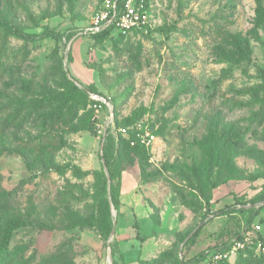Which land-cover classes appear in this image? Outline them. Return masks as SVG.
Instances as JSON below:
<instances>
[{"label": "rangeland", "instance_id": "rangeland-1", "mask_svg": "<svg viewBox=\"0 0 264 264\" xmlns=\"http://www.w3.org/2000/svg\"><path fill=\"white\" fill-rule=\"evenodd\" d=\"M102 1L0 0L23 33H59L26 44L0 27V237L28 222L0 264H188L255 224L260 247L212 264H264V200L232 205L264 191V0H148L150 27L96 40L79 31ZM81 86L156 131L134 150L106 128L118 209Z\"/></svg>", "mask_w": 264, "mask_h": 264}, {"label": "built area", "instance_id": "built-area-1", "mask_svg": "<svg viewBox=\"0 0 264 264\" xmlns=\"http://www.w3.org/2000/svg\"><path fill=\"white\" fill-rule=\"evenodd\" d=\"M152 18L148 0H103L98 10L91 17L90 22L79 33L95 34L110 30L113 33L125 35L147 29L152 25ZM88 96L95 101L93 107L95 110L96 131L104 141L108 134L106 128L111 131L115 125L112 103L109 97L94 92L88 91ZM102 107L106 108L105 127L103 129L100 128V124L97 122V112ZM127 130L128 127L119 128L121 133H125ZM133 132L134 138L130 141L131 145L138 144L149 148L156 140V136L146 128L134 127ZM259 229L260 225L255 224L251 229H243L225 243L206 246L195 257L198 259L196 264H212L227 260L250 244L256 243L260 247L262 242L257 235ZM262 248L264 249L263 246ZM187 263L189 264V262Z\"/></svg>", "mask_w": 264, "mask_h": 264}, {"label": "trees", "instance_id": "trees-1", "mask_svg": "<svg viewBox=\"0 0 264 264\" xmlns=\"http://www.w3.org/2000/svg\"><path fill=\"white\" fill-rule=\"evenodd\" d=\"M258 4L260 3V0H257ZM261 14L263 16L264 19V10L261 11ZM0 27L3 28L4 32L8 35H13L17 38H21L23 39L26 44L30 43V44H36L37 42H39L42 38L51 36L53 38H58L59 37V33L54 32V31H50L49 29H43L40 33L38 34H28V33H23V31L17 27H15L8 18L2 17L0 16ZM135 32V31H134ZM133 33V32H132ZM109 34H113V32H111L110 30H104L101 31L99 33H95V34H88L90 37L96 39V40H100L103 39L106 35ZM117 36H126L127 34L123 35V34H119V33H114ZM81 95L83 96L84 99V107H87V109L90 111L91 113V121L93 122V129L96 131V118H95V110L93 107V104L95 103L94 100H92L89 96H88V91L90 92H94L100 95H104L103 93H101L100 91H98L96 88L94 87H80L78 88ZM105 97H107V95H104ZM111 103H112V112H113V119H114V124L115 127L117 128L119 134L121 135V137L117 138V140H119L120 143L124 142V144L128 147H130L131 149L134 150H145L146 148L143 145H138V144H134L131 145L130 141L134 138V132H133V123H123L120 124L116 121V113H115V105L113 103V101L110 99ZM130 122V121H128ZM121 127H128V130L125 133H121L119 131V128ZM154 135L156 131H151ZM110 140V135L107 134L103 144H102V158H103V164L104 166L108 169L109 171V175H110V194L112 196V200L113 203L115 205V207L118 209L119 206V184H120V175H119V171L115 168V164L113 163V158H112V148L110 147L109 141ZM245 193L242 194H233L234 200L232 205H241V204H245V203H256V202H260L264 200V191L257 193L251 197H249L248 199H245ZM209 208V202H206V209ZM223 213V210L220 209L219 211L216 212V215H220ZM208 221V220H207ZM207 221H204L203 218H201V222L199 224V226L195 229V231L191 234L190 237V244H194L196 242V237L200 231V229L207 223ZM28 222L21 220L19 218L16 217H12L10 218L7 223L5 224L4 230L1 234L0 237V253L5 250L8 247V244L10 242V239L13 235V231L17 228L23 227L25 225H27ZM235 236V235H234ZM223 243V242H222ZM217 244V243H216ZM214 245V244H213ZM210 246V245H209ZM197 254H194L192 257L189 258H185L183 259V263L185 262H190L191 260H193Z\"/></svg>", "mask_w": 264, "mask_h": 264}, {"label": "water", "instance_id": "water-1", "mask_svg": "<svg viewBox=\"0 0 264 264\" xmlns=\"http://www.w3.org/2000/svg\"><path fill=\"white\" fill-rule=\"evenodd\" d=\"M81 87H83V86H81Z\"/></svg>", "mask_w": 264, "mask_h": 264}]
</instances>
